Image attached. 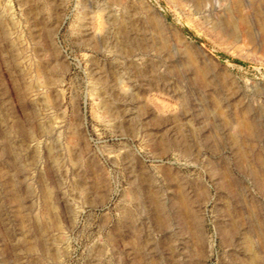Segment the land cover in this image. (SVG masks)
<instances>
[{
    "label": "rangeland",
    "instance_id": "obj_1",
    "mask_svg": "<svg viewBox=\"0 0 264 264\" xmlns=\"http://www.w3.org/2000/svg\"><path fill=\"white\" fill-rule=\"evenodd\" d=\"M119 1L0 0V264H264V0Z\"/></svg>",
    "mask_w": 264,
    "mask_h": 264
},
{
    "label": "bare ground",
    "instance_id": "obj_2",
    "mask_svg": "<svg viewBox=\"0 0 264 264\" xmlns=\"http://www.w3.org/2000/svg\"><path fill=\"white\" fill-rule=\"evenodd\" d=\"M117 1H119V0H117ZM236 1H238V0H236ZM139 2H141V6H140L141 9H143V11H145V14H146V15H144L145 22H147V24H153L154 25V28L157 29L158 33L161 34L160 38H161L162 44L164 45L165 48H169V39L164 35L165 34L164 30H166L165 20L161 17V15H159L157 12H155L154 9H151L149 4H147V2L145 0L144 1H139ZM201 2H203V1H201ZM201 2L199 1V3H201ZM119 3H121V1H119L118 4ZM235 4H236V6L238 8V3L235 2ZM196 7H198V6H196ZM230 23H232V22H230ZM175 36L177 37V39L181 43L184 44V48H183L182 51H183V54L186 56L185 58H187V61L189 62V64L195 66L197 68V70H199L200 72L206 74V70H208V68H205V66L203 67L202 65L199 64V57L193 51V49L189 45V43L188 44L185 43V41H183L181 39V36L177 32L175 33ZM244 128H245V130H250V127H249V125L246 122L244 124ZM262 182H263V185H264V181H262Z\"/></svg>",
    "mask_w": 264,
    "mask_h": 264
}]
</instances>
